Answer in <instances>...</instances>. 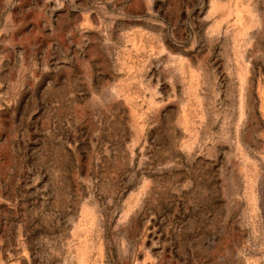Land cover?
Segmentation results:
<instances>
[{
    "label": "rangeland",
    "instance_id": "rangeland-1",
    "mask_svg": "<svg viewBox=\"0 0 264 264\" xmlns=\"http://www.w3.org/2000/svg\"><path fill=\"white\" fill-rule=\"evenodd\" d=\"M0 264H264V0H0Z\"/></svg>",
    "mask_w": 264,
    "mask_h": 264
}]
</instances>
